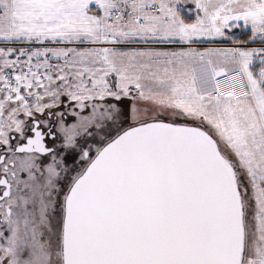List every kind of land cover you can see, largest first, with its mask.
Segmentation results:
<instances>
[{
  "label": "snow or ice",
  "instance_id": "snow-or-ice-1",
  "mask_svg": "<svg viewBox=\"0 0 264 264\" xmlns=\"http://www.w3.org/2000/svg\"><path fill=\"white\" fill-rule=\"evenodd\" d=\"M0 264H264V0H0Z\"/></svg>",
  "mask_w": 264,
  "mask_h": 264
},
{
  "label": "rangeland",
  "instance_id": "rangeland-1",
  "mask_svg": "<svg viewBox=\"0 0 264 264\" xmlns=\"http://www.w3.org/2000/svg\"><path fill=\"white\" fill-rule=\"evenodd\" d=\"M181 7H183L185 9V13H186V11L189 12L188 10H191V12L186 13V15H187V17H193V19H194V5H192V4L189 3V4H186V5H181ZM234 30L235 29H233V33L232 34H236ZM212 44H216L215 47H232V46H234L229 41H223V42L217 41V42H213V43H210L208 41H205V42L201 43V45H196V46L197 47H200V48H203V47H212L213 46ZM168 47L175 48V47H178V46L177 45H169ZM124 103H128V101L125 100Z\"/></svg>",
  "mask_w": 264,
  "mask_h": 264
},
{
  "label": "trees",
  "instance_id": "trees-1",
  "mask_svg": "<svg viewBox=\"0 0 264 264\" xmlns=\"http://www.w3.org/2000/svg\"><path fill=\"white\" fill-rule=\"evenodd\" d=\"M186 13H189V12L186 11ZM187 18L189 21L193 19V17H187ZM234 31H235V33H236L235 35L238 39H240V40L247 39V35H248L247 29H235ZM232 33H233V31H232Z\"/></svg>",
  "mask_w": 264,
  "mask_h": 264
},
{
  "label": "crops",
  "instance_id": "crops-1",
  "mask_svg": "<svg viewBox=\"0 0 264 264\" xmlns=\"http://www.w3.org/2000/svg\"><path fill=\"white\" fill-rule=\"evenodd\" d=\"M248 44H249V46H246V47H260V44L258 41L257 42H249Z\"/></svg>",
  "mask_w": 264,
  "mask_h": 264
},
{
  "label": "built area",
  "instance_id": "built-area-1",
  "mask_svg": "<svg viewBox=\"0 0 264 264\" xmlns=\"http://www.w3.org/2000/svg\"><path fill=\"white\" fill-rule=\"evenodd\" d=\"M198 45H201V44H198ZM212 45L215 46L216 44H212ZM17 46H22V45H17ZM36 46H38V45H36ZM246 46H249V44H247Z\"/></svg>",
  "mask_w": 264,
  "mask_h": 264
}]
</instances>
